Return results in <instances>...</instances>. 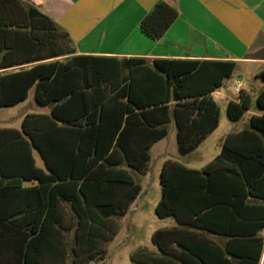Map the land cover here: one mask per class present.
<instances>
[{
  "label": "trees",
  "instance_id": "16d2710c",
  "mask_svg": "<svg viewBox=\"0 0 264 264\" xmlns=\"http://www.w3.org/2000/svg\"><path fill=\"white\" fill-rule=\"evenodd\" d=\"M178 17L158 3L141 32L160 40ZM69 35L22 0H0V109L34 99L49 115H27L21 131L0 129V264H67L62 208L77 218L74 264L93 256L111 218L124 217L141 195L152 147L176 127L186 157L219 126L211 94L234 62L117 60L72 56ZM64 59V60H62ZM260 77L264 80V70ZM250 99L230 102L238 121ZM250 130L229 134L202 170L176 161L161 169L155 213L176 226L160 229L157 253L141 249L133 264H259L264 246V90ZM37 151L44 166H38ZM115 234V233H114ZM230 237L226 252L205 235ZM79 260V261H78Z\"/></svg>",
  "mask_w": 264,
  "mask_h": 264
},
{
  "label": "crops",
  "instance_id": "0c3cea01",
  "mask_svg": "<svg viewBox=\"0 0 264 264\" xmlns=\"http://www.w3.org/2000/svg\"><path fill=\"white\" fill-rule=\"evenodd\" d=\"M22 1L37 7L69 35L74 53L68 57L143 59L148 65L154 60L234 62L235 71L228 78L232 82L231 91L223 89L226 79L211 94L218 106L222 103L226 108L230 102L250 99V109L238 121L229 119L233 123L242 121V129L229 134L250 130L251 118L262 115L257 97L264 90L260 77L264 70V0ZM160 2L173 6L178 17L165 35L154 41L141 32L140 24ZM241 64L253 83L247 84L244 75L235 74ZM237 80L242 84L239 95L235 93ZM258 235L264 241V229ZM205 238L224 252L231 240L217 234H206ZM259 264H264V246Z\"/></svg>",
  "mask_w": 264,
  "mask_h": 264
},
{
  "label": "rangeland",
  "instance_id": "374dc122",
  "mask_svg": "<svg viewBox=\"0 0 264 264\" xmlns=\"http://www.w3.org/2000/svg\"><path fill=\"white\" fill-rule=\"evenodd\" d=\"M246 71L248 70L245 65L241 64L235 74L244 75V81L251 84L253 79L246 76ZM231 87V80H226L223 89H228L227 91L230 92ZM219 106L220 123L218 128L206 138L196 151L186 157H181L178 153L175 125L169 126L168 136L151 149V160L146 174L134 173L135 179L142 187L141 195L132 203L124 217H114L108 221L110 229L104 233L107 242L101 240L93 256L80 252L79 260H82V263L133 264L131 256L141 249L152 253L158 252L152 241L155 232L176 226L173 218L161 220L155 213L161 200L160 174L163 164L170 160L189 169L202 170L219 154L220 145L225 136L231 131H239L243 127L242 121L233 123L229 120L224 104L221 103ZM253 107L255 108V101H253ZM40 114L49 115L50 110L39 106L34 99V91H30L27 100L23 103L15 107L0 109V129L21 131V124L25 116ZM34 157L38 166L43 167V161L37 151H34ZM62 216V235L68 252L67 264H74L72 248L74 247L77 218L72 213L70 206L67 205L62 208Z\"/></svg>",
  "mask_w": 264,
  "mask_h": 264
},
{
  "label": "built area",
  "instance_id": "2783aa9c",
  "mask_svg": "<svg viewBox=\"0 0 264 264\" xmlns=\"http://www.w3.org/2000/svg\"><path fill=\"white\" fill-rule=\"evenodd\" d=\"M235 84H236L235 93L239 95L242 89V84L238 80L235 82Z\"/></svg>",
  "mask_w": 264,
  "mask_h": 264
}]
</instances>
